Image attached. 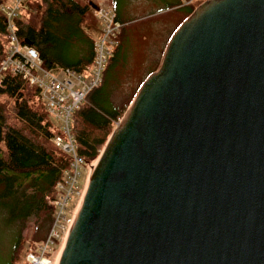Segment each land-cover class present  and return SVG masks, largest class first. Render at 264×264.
Listing matches in <instances>:
<instances>
[{"label": "water", "instance_id": "water-1", "mask_svg": "<svg viewBox=\"0 0 264 264\" xmlns=\"http://www.w3.org/2000/svg\"><path fill=\"white\" fill-rule=\"evenodd\" d=\"M56 264H264V0H207L175 30Z\"/></svg>", "mask_w": 264, "mask_h": 264}, {"label": "trees", "instance_id": "trees-1", "mask_svg": "<svg viewBox=\"0 0 264 264\" xmlns=\"http://www.w3.org/2000/svg\"><path fill=\"white\" fill-rule=\"evenodd\" d=\"M7 1L0 0V7ZM29 6V11L15 21L16 33L23 46L38 53L43 68L80 73L86 62H93L95 41L89 34L93 23L87 15L98 6L76 0H37ZM195 8L189 5L184 19ZM115 15L125 25L116 8ZM122 34L99 85L72 117L71 134L77 153L87 164L98 158L139 89L128 96L122 94L127 98L121 101L118 87L106 75L123 48ZM5 44L6 20L0 12V63ZM57 134L38 89L20 76L5 74L0 83V222L14 228L17 247L23 242L27 223L31 222L38 232L34 242L46 236L52 223L53 209L48 198L55 196L56 185L71 161L52 144Z\"/></svg>", "mask_w": 264, "mask_h": 264}, {"label": "built area", "instance_id": "built-area-1", "mask_svg": "<svg viewBox=\"0 0 264 264\" xmlns=\"http://www.w3.org/2000/svg\"><path fill=\"white\" fill-rule=\"evenodd\" d=\"M35 1L9 0L0 7L6 20V44L4 58L0 63V83L5 74H12L20 76L29 86L38 89L40 101L58 131L51 140L52 144L71 158L69 168L56 185L55 196L48 198V205L53 209L50 228L43 239L31 244L21 263L56 264L88 184L89 173L96 164V161L87 164L78 155L71 134L72 117L86 96L99 85L124 25L116 19L113 11L98 6L93 16L101 22L102 27L95 40L93 68L89 77L71 70H47L43 68L38 53L31 47L23 46L16 33L15 21L27 13L29 5ZM120 122L121 119L116 126ZM84 165L86 170L81 180Z\"/></svg>", "mask_w": 264, "mask_h": 264}, {"label": "rangeland", "instance_id": "rangeland-1", "mask_svg": "<svg viewBox=\"0 0 264 264\" xmlns=\"http://www.w3.org/2000/svg\"><path fill=\"white\" fill-rule=\"evenodd\" d=\"M76 1L81 4L91 2L114 13L116 8L122 20L126 22L121 31L123 33V48L106 75L108 80H112V84L118 87L119 96L122 94L128 96L136 88H140L147 76L157 68L170 37L185 20L186 8L189 5L197 8L207 0ZM87 19L93 23L89 34L92 40L95 41L100 35L101 22L91 12L87 15ZM92 68L93 62H86L80 74L89 77ZM106 69L107 65L105 66ZM126 96L122 95L119 99L124 101L127 98ZM85 170L86 165L82 167L81 180H83ZM37 234L38 232L35 231L32 223H27L23 234V242L20 247H17L15 245L16 232L14 228L0 222V264H9L11 261L14 264H21L25 259L27 250L35 238L39 237Z\"/></svg>", "mask_w": 264, "mask_h": 264}, {"label": "crops", "instance_id": "crops-1", "mask_svg": "<svg viewBox=\"0 0 264 264\" xmlns=\"http://www.w3.org/2000/svg\"><path fill=\"white\" fill-rule=\"evenodd\" d=\"M156 70V69H155ZM153 72V71H152Z\"/></svg>", "mask_w": 264, "mask_h": 264}]
</instances>
